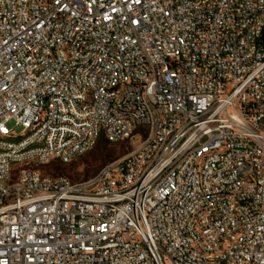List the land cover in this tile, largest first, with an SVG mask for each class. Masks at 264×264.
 Returning <instances> with one entry per match:
<instances>
[{"label": "built area", "instance_id": "2783aa9c", "mask_svg": "<svg viewBox=\"0 0 264 264\" xmlns=\"http://www.w3.org/2000/svg\"><path fill=\"white\" fill-rule=\"evenodd\" d=\"M0 264H264V0H0Z\"/></svg>", "mask_w": 264, "mask_h": 264}, {"label": "rangeland", "instance_id": "374dc122", "mask_svg": "<svg viewBox=\"0 0 264 264\" xmlns=\"http://www.w3.org/2000/svg\"><path fill=\"white\" fill-rule=\"evenodd\" d=\"M21 128L17 129V133ZM138 137L119 143H107L101 139L88 153L69 164L52 161L47 165L35 167L42 174L57 177L64 176L72 182H82L96 176L107 165L132 154L140 146Z\"/></svg>", "mask_w": 264, "mask_h": 264}]
</instances>
